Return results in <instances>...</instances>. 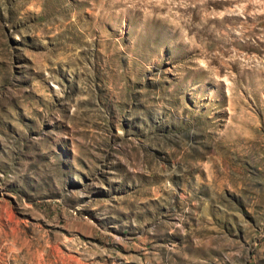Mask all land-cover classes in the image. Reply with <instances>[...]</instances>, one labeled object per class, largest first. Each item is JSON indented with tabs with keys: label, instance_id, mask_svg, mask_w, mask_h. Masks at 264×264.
Returning a JSON list of instances; mask_svg holds the SVG:
<instances>
[{
	"label": "rangeland",
	"instance_id": "obj_1",
	"mask_svg": "<svg viewBox=\"0 0 264 264\" xmlns=\"http://www.w3.org/2000/svg\"><path fill=\"white\" fill-rule=\"evenodd\" d=\"M0 264H264V0H0Z\"/></svg>",
	"mask_w": 264,
	"mask_h": 264
}]
</instances>
